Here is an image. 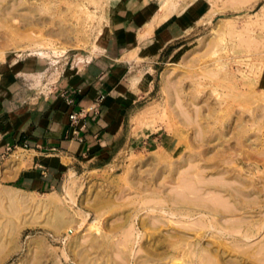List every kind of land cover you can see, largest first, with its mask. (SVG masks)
I'll return each mask as SVG.
<instances>
[{"label":"rangeland","instance_id":"rangeland-1","mask_svg":"<svg viewBox=\"0 0 264 264\" xmlns=\"http://www.w3.org/2000/svg\"><path fill=\"white\" fill-rule=\"evenodd\" d=\"M59 111L115 149L30 186ZM0 264H264V0H0Z\"/></svg>","mask_w":264,"mask_h":264},{"label":"crops","instance_id":"crops-1","mask_svg":"<svg viewBox=\"0 0 264 264\" xmlns=\"http://www.w3.org/2000/svg\"><path fill=\"white\" fill-rule=\"evenodd\" d=\"M61 118L64 116L62 111H59L57 113L58 120L53 126L46 125L43 118L42 125L27 130L26 125L29 120L18 131L16 148L23 149L22 153L24 154L19 163L25 162L27 167H21L17 177L23 175L22 179L30 186L38 187L42 181L40 177L44 172H49L50 176L53 177L52 174L62 173L61 169L73 168L72 170H76L77 167L85 166L86 162H94L97 163L96 166H101V162L109 158L115 149L121 119L114 122L113 119L106 116L105 118L100 117L96 120V124H92L88 128L86 140L81 141L65 137L68 125L65 122L60 123L59 119ZM27 119L30 117L28 116ZM20 121L21 118L15 122L19 123ZM52 149L57 151L47 152V150ZM65 157H68L70 162L63 165L62 161Z\"/></svg>","mask_w":264,"mask_h":264},{"label":"bare ground","instance_id":"bare-ground-1","mask_svg":"<svg viewBox=\"0 0 264 264\" xmlns=\"http://www.w3.org/2000/svg\"><path fill=\"white\" fill-rule=\"evenodd\" d=\"M195 167V166H194ZM193 168V167H192ZM202 171V170H201ZM187 172V171H186ZM208 180V179H207ZM204 181V180H203ZM209 181V180H208ZM210 183H212V182H210ZM227 183V182H226ZM233 183V182H232ZM192 185H193V183H191ZM192 185H190L191 187H192ZM184 186V185H183ZM186 186V185H185ZM188 186H189V183H188ZM193 188V187H192ZM185 189V188H184ZM10 191V190H9ZM13 191V190H12ZM7 192V191H6ZM11 193V192H10ZM17 194V193H16ZM221 196V195H220ZM193 197V196H192ZM212 197H213V194H212ZM13 198L15 199V195L13 196ZM12 198V199H13ZM198 199V198H197ZM210 201V200H209ZM224 202V201H223ZM38 203V202H37ZM225 203V202H224ZM230 204V203H229ZM189 205V204H188ZM192 208V207H191ZM227 208H229V207H227ZM198 209V208H197ZM196 209V210H197ZM212 211V210H211ZM171 212V211H170ZM174 214V213H173ZM195 220H196V218H195ZM198 222V221H197ZM232 222V221H231ZM240 223V222H239ZM201 225V224H200ZM209 227V226H208ZM193 228V227H192ZM235 231H236V229H235ZM226 232V231H225ZM238 232V231H237ZM250 236V235H249Z\"/></svg>","mask_w":264,"mask_h":264},{"label":"built area","instance_id":"built-area-1","mask_svg":"<svg viewBox=\"0 0 264 264\" xmlns=\"http://www.w3.org/2000/svg\"><path fill=\"white\" fill-rule=\"evenodd\" d=\"M71 118H75L76 117V114H71V116H70Z\"/></svg>","mask_w":264,"mask_h":264}]
</instances>
